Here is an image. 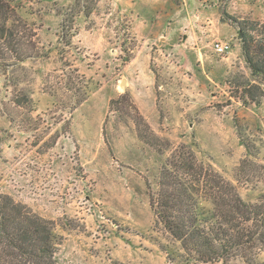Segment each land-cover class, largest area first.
<instances>
[{"label":"rangeland","instance_id":"obj_1","mask_svg":"<svg viewBox=\"0 0 264 264\" xmlns=\"http://www.w3.org/2000/svg\"><path fill=\"white\" fill-rule=\"evenodd\" d=\"M12 4L35 49L23 63H0V195L54 224L60 264H187L149 203L180 146L245 202L264 194V97L243 103L258 82L238 34L241 24L251 36L264 32V0ZM216 42L231 51L217 54ZM146 74L155 97L144 115L125 78ZM15 87L29 93L33 112L14 106Z\"/></svg>","mask_w":264,"mask_h":264},{"label":"trees","instance_id":"obj_2","mask_svg":"<svg viewBox=\"0 0 264 264\" xmlns=\"http://www.w3.org/2000/svg\"><path fill=\"white\" fill-rule=\"evenodd\" d=\"M19 18L23 17L12 0H0V63L8 56L19 63L33 57L28 48L34 51L35 34L23 36ZM62 27L64 30L65 22ZM253 31L257 36H251L245 24L238 27L244 58L258 82L248 84L244 104H259L264 97V32ZM128 96L131 99L128 93L122 97ZM87 98L84 91L76 105ZM12 102L18 109L35 110L33 99L23 90ZM132 108L138 114L137 108ZM249 163L245 159L239 173ZM149 203L157 222L184 251L187 264H236L239 260L258 264L257 256L264 251V194L256 203L245 202L231 182L199 161L187 146L176 148L167 158ZM61 245L51 221L10 196L0 195V264H60L57 255Z\"/></svg>","mask_w":264,"mask_h":264},{"label":"crops","instance_id":"obj_3","mask_svg":"<svg viewBox=\"0 0 264 264\" xmlns=\"http://www.w3.org/2000/svg\"><path fill=\"white\" fill-rule=\"evenodd\" d=\"M125 79L127 85L126 89L135 99L141 113L147 115L155 97L154 80L150 78L149 74H146L145 76H137L133 79Z\"/></svg>","mask_w":264,"mask_h":264},{"label":"built area","instance_id":"obj_4","mask_svg":"<svg viewBox=\"0 0 264 264\" xmlns=\"http://www.w3.org/2000/svg\"><path fill=\"white\" fill-rule=\"evenodd\" d=\"M231 49V45L228 42H216L214 44V51L219 55L227 54Z\"/></svg>","mask_w":264,"mask_h":264}]
</instances>
